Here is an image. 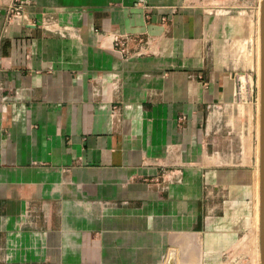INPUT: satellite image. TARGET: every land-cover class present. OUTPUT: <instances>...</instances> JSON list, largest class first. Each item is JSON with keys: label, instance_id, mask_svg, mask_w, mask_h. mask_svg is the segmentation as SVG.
I'll return each mask as SVG.
<instances>
[{"label": "crops", "instance_id": "crops-1", "mask_svg": "<svg viewBox=\"0 0 264 264\" xmlns=\"http://www.w3.org/2000/svg\"><path fill=\"white\" fill-rule=\"evenodd\" d=\"M13 1L0 262L260 264L261 0Z\"/></svg>", "mask_w": 264, "mask_h": 264}, {"label": "water", "instance_id": "water-1", "mask_svg": "<svg viewBox=\"0 0 264 264\" xmlns=\"http://www.w3.org/2000/svg\"><path fill=\"white\" fill-rule=\"evenodd\" d=\"M259 5H260L259 240H260V264H264V0H261Z\"/></svg>", "mask_w": 264, "mask_h": 264}, {"label": "rangeland", "instance_id": "rangeland-1", "mask_svg": "<svg viewBox=\"0 0 264 264\" xmlns=\"http://www.w3.org/2000/svg\"><path fill=\"white\" fill-rule=\"evenodd\" d=\"M8 9L9 8L7 6L5 9V21L6 22H8L14 16L11 13L8 14ZM257 11H258V14H257V19H258L260 17V5L258 6ZM256 22H257V24L255 26V31H256V38H257L256 42H257L260 39V38H258V36H260L259 35V19ZM118 41H119V39H118ZM144 43H145V45L148 44L147 38L144 39ZM255 48H256V52L244 53L245 58L243 61V65L245 64V65H249L251 67L247 66V69H244V71L242 69V71L246 74V75L244 74L246 76V78H248L249 80L253 79V81L257 83V87L259 89V91L257 90L259 98L257 100V133H256L257 159L259 160V134H260L259 133V128H260V53H259L260 52V46H259V42L256 43ZM254 51H255V49H254ZM244 54L243 55L241 54L239 56H244ZM248 92H249V90H248ZM258 232H259V230L257 227L256 232H255V236H254V238L257 242L256 257H259V251H260L259 250V236H258L259 233ZM180 239H182V240H179L181 242V244H177V247H175L176 248L175 251H176L177 257H186V248L184 245V240H183V238H180ZM0 264H4V263L0 262Z\"/></svg>", "mask_w": 264, "mask_h": 264}, {"label": "built area", "instance_id": "built-area-1", "mask_svg": "<svg viewBox=\"0 0 264 264\" xmlns=\"http://www.w3.org/2000/svg\"><path fill=\"white\" fill-rule=\"evenodd\" d=\"M8 8V14L11 13L14 16L20 15V12L22 11V5L19 2H15V0L11 5H8ZM119 44L121 45L122 43Z\"/></svg>", "mask_w": 264, "mask_h": 264}, {"label": "bare ground", "instance_id": "bare-ground-1", "mask_svg": "<svg viewBox=\"0 0 264 264\" xmlns=\"http://www.w3.org/2000/svg\"><path fill=\"white\" fill-rule=\"evenodd\" d=\"M258 19H259V18H258ZM258 19H257V20H258ZM248 26H249V25H248ZM248 31H249V30H248ZM250 36H251V35H250ZM258 38H259V36H258ZM250 39H251V38H250ZM256 39H257V38H256ZM257 42H259V41H257ZM257 42H256V43H257ZM258 52H259V51H258ZM252 183H253V182H252ZM258 197H259V196H258ZM256 212L258 213V211H256ZM257 213H256V214H257ZM255 219L257 220L258 217H256ZM255 222L257 223V221H255ZM255 225H256V224H254V227H255ZM257 226H258V225H257Z\"/></svg>", "mask_w": 264, "mask_h": 264}]
</instances>
